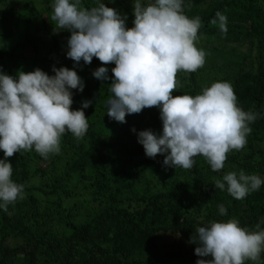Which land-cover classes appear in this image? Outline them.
I'll return each mask as SVG.
<instances>
[{"label": "trees", "instance_id": "obj_1", "mask_svg": "<svg viewBox=\"0 0 264 264\" xmlns=\"http://www.w3.org/2000/svg\"><path fill=\"white\" fill-rule=\"evenodd\" d=\"M113 2L120 4L121 0L102 3L107 6ZM83 4L92 7L95 1L83 0ZM261 4L264 5V0L184 2V13L190 18H200L198 38H210L213 43L221 39L213 49L211 44H205L208 52L213 54L218 48H225L229 53L226 71L214 82H229L238 105L259 114L250 124L252 132L246 146L230 152L222 170L214 172L202 155L194 157L195 163L188 170L164 165L167 153L154 158L146 156L137 133L149 129L157 135L162 133L159 108L146 107L139 113L127 114L124 123L111 119L106 102L112 96L111 69L115 64H104L93 57L90 63L93 69L106 67L108 79L95 78L96 82L85 86L83 91L71 89L73 110H83L88 119L84 137L76 139L67 132L61 138L60 152L50 154L47 159L35 150L7 158L12 164L13 181L25 185V189L23 199L10 204L6 212L0 210V264H196L199 259H211L197 256L198 245L191 242L196 229L209 221L236 218L242 227L255 229L260 224L264 228V184L239 200L226 189L214 187V181L229 171L244 170L264 180V6ZM50 9L52 0H10L0 10V34L12 25L15 31L17 26L25 27L20 17L28 26H45L49 30L46 12ZM217 12L226 17V31L221 28ZM134 19V13L126 18L127 28L134 26ZM64 40L68 41L66 37ZM31 42L36 43V39ZM63 47L67 45L56 43L52 48L59 53L56 58L60 63L65 60ZM54 61L50 58L39 63L24 53L17 55L15 47L10 51L0 49V71L13 77L21 71H34L41 64L44 66L41 70L53 76V68L61 67ZM197 75L190 72L183 76L173 95H195L213 83H203ZM84 101H91L88 108H82ZM4 158L0 150V159ZM68 158L72 161L71 171L78 174L80 182L92 180L91 185L84 184L74 193L55 174L58 159ZM112 158L121 160L123 174L115 176V188L109 189L103 183L108 178L103 169ZM143 172L150 178H145ZM38 174L40 183L31 187L30 180ZM92 185L96 186L98 198L87 200V208L61 209L60 204L72 194H85ZM221 204L227 209L224 216L219 213ZM164 234L171 235L177 244L161 248ZM246 264H264V252L259 261Z\"/></svg>", "mask_w": 264, "mask_h": 264}, {"label": "clouds", "instance_id": "obj_2", "mask_svg": "<svg viewBox=\"0 0 264 264\" xmlns=\"http://www.w3.org/2000/svg\"><path fill=\"white\" fill-rule=\"evenodd\" d=\"M111 2V0H110ZM185 0H134V26L127 28L126 17L106 7L102 0L86 7L83 0H52L51 20L68 30L66 56L77 64H90L93 57L104 64L114 63L107 115L124 123L127 114L146 107L160 110L162 133H137L146 156L165 154L163 164L191 169L194 157L202 155L211 169L224 168L228 154L247 144L250 124L259 114L243 110L229 82L217 81L195 95H173L177 73L196 72L205 64L206 53L196 46L201 27L199 17L184 13ZM226 31V17L216 14ZM213 23H216L214 20ZM49 76L36 69L16 77L0 71V210L23 199L25 185L12 179L7 158L21 151L35 150L47 159L60 152L61 138L70 132L76 139L87 133L88 119L83 110H71V89L83 91L77 72L66 67L53 68ZM108 69L99 67L92 74L108 79ZM91 101H84L88 108ZM135 132V129H132ZM264 180L244 170L229 171L214 181V187L234 199L258 191ZM224 216L227 209L219 205ZM264 223V222H262ZM198 246L196 264H246L257 262L264 252V228L242 227L236 218L209 221L191 237Z\"/></svg>", "mask_w": 264, "mask_h": 264}, {"label": "rangeland", "instance_id": "obj_3", "mask_svg": "<svg viewBox=\"0 0 264 264\" xmlns=\"http://www.w3.org/2000/svg\"><path fill=\"white\" fill-rule=\"evenodd\" d=\"M9 1L10 0H2V3H0V10H4L7 2ZM87 1L90 2V1H95V0H87ZM143 2L147 3V0H143ZM257 2L258 4H260L259 1ZM261 5L262 7L264 6L263 4ZM106 7L113 8L121 16L128 18V16L134 13V0H121L120 4H118L117 2H113L112 4H109ZM1 14L2 13L0 11V18L2 17ZM52 14H53V9H50L48 10V12H46V16L48 19L47 28H49V30L44 28L45 26L36 27L37 29L33 26H28L26 24L25 19L20 17L19 21L25 27L20 28L17 26L16 31H15V25L14 26L12 25L9 28V30L3 29L5 33L1 32L2 34H0L2 35L0 36V49L10 51L12 48L15 47L17 48V55L24 53V55L27 57H30L31 60L36 61V59H38L40 61L39 63L44 62V60L46 59H50V58L55 59V61L53 62L55 65L66 67V68L76 71L77 75L82 79L84 83V87L88 85H92L93 83L96 82L95 77L92 74L95 71L93 69L92 64H85L83 60H81L77 64L71 58L66 56V52L68 50L67 47H63L64 50H66L65 56H64L65 60L62 63H60L57 60L56 56H59V53L57 51H53L52 48L56 45V43L57 44L60 43L62 44V46H66L67 41H65L64 38L66 37L68 40L70 38L71 33L68 30L58 28L56 23L51 20ZM131 27L133 26L130 25L129 28ZM5 34H7L8 36ZM31 39H34V40L36 39V43L34 42L32 43ZM40 41H42V43ZM220 41L221 39H218L217 42L213 43V41H211L210 38L208 39L198 38L196 41V46L199 49L204 50L206 53L204 66L199 68L195 72L198 74L197 79L203 83L214 82L220 73H224L226 71L225 70L226 64H229L230 62L228 58L229 53L226 51L225 48H218V50L213 54H210L208 52V49L205 44H211L210 49H213L215 46H217V44ZM37 44L40 45V48L39 46L35 48V45ZM201 44L204 46L205 49L202 48ZM45 53H48V54H45ZM211 61L212 62L221 61V62L217 63L216 65H213ZM41 68H44L42 64L36 67L35 70L36 69L41 70ZM188 74L189 72H185V71L178 72L177 77H176L177 81L179 82V80L183 76L186 77ZM70 108L71 110H73L75 106L71 104ZM68 161H71V160H69V158L68 160L58 159V162L54 165V168H56L55 174L61 176L60 178H63V182L67 185V188H69V191L74 193V191H79L80 189H82L84 184L91 185L92 180L90 179L85 182L79 181L78 174L72 173L71 171L72 161L71 162H68ZM40 165H42V163H40ZM104 166L105 168L103 170L107 174V177H108L103 181L104 186L105 188L114 189L115 188L114 183L116 182L114 179L115 176H119L123 174L122 173L123 166H121V160H116L112 158ZM142 174H144L145 178H150L147 172H143ZM47 178L48 177H45L43 179L46 182H48L49 180ZM40 179L41 178H39V174L36 177L32 178L30 180L31 187L37 185V183H40ZM88 191L89 192H86L85 194H79V193H76L78 195L72 194L69 198H67L63 203L60 204L61 209H65L66 207H68L69 208L68 210H71V209L73 210L81 209L82 210V209L87 208L85 206V202L87 200L91 201L94 197L98 198L95 185H92L90 190ZM91 191L93 194L90 193ZM102 193L103 191H101V194ZM83 213H81L80 215L82 216ZM174 241H176V239H174L171 235L164 234L162 238V246L161 245L160 246L161 248L168 249V247H173L177 244V243H174Z\"/></svg>", "mask_w": 264, "mask_h": 264}]
</instances>
